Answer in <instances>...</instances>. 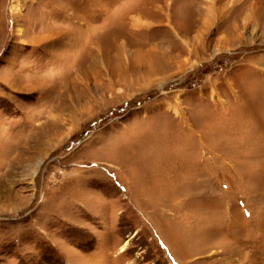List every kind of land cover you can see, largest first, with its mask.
<instances>
[{"label":"rangeland","instance_id":"374dc122","mask_svg":"<svg viewBox=\"0 0 264 264\" xmlns=\"http://www.w3.org/2000/svg\"><path fill=\"white\" fill-rule=\"evenodd\" d=\"M0 264H264V0H0Z\"/></svg>","mask_w":264,"mask_h":264}]
</instances>
